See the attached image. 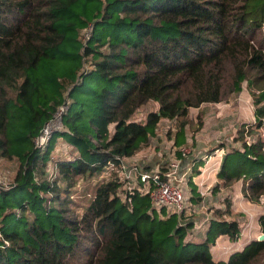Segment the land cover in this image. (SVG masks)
I'll return each mask as SVG.
<instances>
[{
  "label": "trees",
  "instance_id": "obj_1",
  "mask_svg": "<svg viewBox=\"0 0 264 264\" xmlns=\"http://www.w3.org/2000/svg\"><path fill=\"white\" fill-rule=\"evenodd\" d=\"M245 82L263 128L264 0H0V160L19 164L14 182L0 185V264H264L258 240L213 259L219 237L241 238L240 223L227 220L230 197L203 242L190 238L195 217L165 216L138 190L122 199L118 180L99 185L81 216L69 210L76 178L121 170L164 121L177 123L175 146H184L190 109L239 95ZM150 103L158 109L135 120ZM62 107L63 129L38 148ZM245 131L218 178L242 180L244 197L259 203L264 140L248 144ZM58 139L77 151L56 160L64 188L47 171ZM203 166L187 182L194 205ZM259 224L264 233V216Z\"/></svg>",
  "mask_w": 264,
  "mask_h": 264
},
{
  "label": "rangeland",
  "instance_id": "obj_2",
  "mask_svg": "<svg viewBox=\"0 0 264 264\" xmlns=\"http://www.w3.org/2000/svg\"><path fill=\"white\" fill-rule=\"evenodd\" d=\"M88 34V31H84L82 37L86 38ZM157 109V104L150 103L141 108L134 118L137 121L144 122L148 114L152 111H156ZM188 118L190 120V124L188 125L186 130L188 142L181 149H178L179 151H181V158L178 157V150L175 149L176 147L172 145V143L171 145L167 144L166 146V144L161 145V141H158L160 143V146L158 148H154V152L152 154H149V152L153 150L152 147L150 150L145 151V149H148L150 147V145H148V147L144 148L142 151L137 153L134 159H126L124 161L126 166L128 167V172H131L132 170L136 169L137 166L143 168L144 165L147 164V158L153 155L161 156L163 151L166 153L161 156L162 161L165 159L167 160L170 157L173 162H182L184 159H188L190 158V156L195 157L200 153L212 155V153L214 152L220 158L231 150H242V143L237 142V140L239 138L240 129L243 127L246 128L245 136L248 144L254 143L257 139L264 140V127L258 128L255 124V107L247 82L243 84V91L241 94L233 95L219 104H204L200 108H192L189 111ZM198 118H201L202 125L199 124ZM176 124L177 123L168 121H164L160 124L157 135L162 136L163 142L167 140L168 142L173 141L172 136L175 135ZM111 128V131L113 132V127ZM249 130L254 131V134L250 135ZM170 132L171 136L169 135ZM76 154L77 151L75 148L71 147L64 140L58 139L55 149L52 152L47 171L49 172V177L52 180H57L62 188L65 187V184L57 174L55 166L56 160H73L74 158H76ZM208 160L209 159L207 158L204 163H207ZM18 166L19 164L15 160H0L1 186L8 187L11 183L14 182V176L18 171ZM169 166L170 165L163 166L160 164H156V172H150V174L163 172V168H166L165 170L169 172ZM208 167H210V165H208ZM144 169L145 168H143V170ZM126 178L127 177L124 171L118 170L117 168L112 166L108 167V169H106L103 173L99 175L93 177L84 176L76 178V184L73 188L69 190L68 194L72 202V205L69 206L71 214L81 216L86 207L93 199L96 188L104 182L118 180V182L122 184L120 195L122 196V199H125V192L128 189L131 190L130 187L132 186V184ZM133 178L137 179L138 175L134 174ZM186 181H188V178H186ZM235 184L229 186L230 189L225 190V193H235L237 186H239V184ZM148 187L149 186L146 187V190ZM181 187L186 197V207L184 212L180 215H183L186 220H189L194 218L198 213V205H193L190 202L191 192L189 190L187 182H185V184L183 183ZM212 190H214V194L222 191L218 186L214 189L209 190L208 193H210ZM262 201L259 203L251 202V204L253 205V207L259 206V208H262V210H264V200ZM168 214V211L165 210L164 215L166 216ZM262 235H264V233L262 232V229L260 227V231H258L257 234V240Z\"/></svg>",
  "mask_w": 264,
  "mask_h": 264
},
{
  "label": "crops",
  "instance_id": "obj_3",
  "mask_svg": "<svg viewBox=\"0 0 264 264\" xmlns=\"http://www.w3.org/2000/svg\"><path fill=\"white\" fill-rule=\"evenodd\" d=\"M172 137L174 142L173 141L168 142V140L163 142L162 141L163 138L160 135L151 138L150 147L148 149H145V151L150 150L152 147L153 150L149 152V154H152L154 152V148H158L160 146V143L158 141H161V145L166 144L167 146V144L171 145L172 143V145L175 146V135H173ZM187 142L188 139L186 138V143ZM182 147H180V149ZM175 149L178 150L179 148L176 147ZM165 153L166 152L163 151L161 156H163ZM161 156L160 155L150 156L149 158H147V164L144 165L143 168L149 169L150 170L149 172H156V168H157L156 164H160L163 166L166 165L171 166L173 160H171V158L168 156L170 158V159L168 158L169 160L165 159L162 161ZM225 156L226 154H224L219 158L215 153H212V155L200 153L195 157L190 156V158L184 159L182 162L179 161V175L180 177L185 178V182H188L186 181V178L190 177L191 170L195 166V164L198 161L204 162L207 158L209 159L207 163H204L203 167H199V170L201 171V175H199L194 179V183L197 186L198 193L203 198L201 204H197L198 213L196 212L197 214L194 218L195 228L190 235V238L194 242H203L205 240L206 233L209 228V223L212 219H214V215H213L214 210L224 209L223 202L225 198L230 197L232 200L233 216L227 220H236L240 223L241 233H242L241 238L239 239V241L234 243L230 241L228 236L219 237L217 239L216 245L211 246L210 248L213 259L216 262L218 261L227 262L234 253L243 251L248 244H250L252 241L257 240L258 238L257 234L258 231H260V226L258 221L260 217L264 215L263 214L264 210H262V208H259V206L253 207L251 202L244 197L242 192V188H243L242 180L236 182V184H239V186H237L235 193L233 194H231L230 192L228 194L225 193V190H229L230 188L227 187L225 183L218 178V174L221 170ZM208 165H210V167H208ZM218 186L222 190L221 192L214 194V190H212L210 193H208L209 190L214 189Z\"/></svg>",
  "mask_w": 264,
  "mask_h": 264
},
{
  "label": "built area",
  "instance_id": "obj_4",
  "mask_svg": "<svg viewBox=\"0 0 264 264\" xmlns=\"http://www.w3.org/2000/svg\"><path fill=\"white\" fill-rule=\"evenodd\" d=\"M66 108L62 107L58 114L51 120L44 128L36 144L38 148H44L53 134L63 129L62 116ZM128 167L123 165L121 168L125 172L126 179L132 184V190H138L144 194H149L153 207L159 211L165 209L169 214H182L185 210L186 197L181 185L185 184L184 177L179 175V162H173L170 166L169 172H159L150 174V172L143 170L139 166L136 169L128 172ZM138 175V178H133V175ZM140 183L145 184L146 188H140ZM154 183L155 187H152Z\"/></svg>",
  "mask_w": 264,
  "mask_h": 264
},
{
  "label": "water",
  "instance_id": "obj_5",
  "mask_svg": "<svg viewBox=\"0 0 264 264\" xmlns=\"http://www.w3.org/2000/svg\"><path fill=\"white\" fill-rule=\"evenodd\" d=\"M258 241L263 242V241H264V235H262V236L258 239Z\"/></svg>",
  "mask_w": 264,
  "mask_h": 264
}]
</instances>
